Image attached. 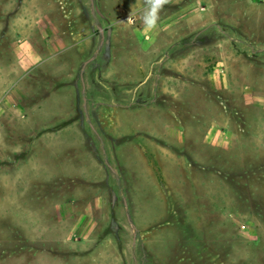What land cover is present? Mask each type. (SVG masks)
Returning a JSON list of instances; mask_svg holds the SVG:
<instances>
[{
    "label": "rangeland",
    "instance_id": "1",
    "mask_svg": "<svg viewBox=\"0 0 264 264\" xmlns=\"http://www.w3.org/2000/svg\"><path fill=\"white\" fill-rule=\"evenodd\" d=\"M143 7L0 0V264H264V0Z\"/></svg>",
    "mask_w": 264,
    "mask_h": 264
},
{
    "label": "crops",
    "instance_id": "2",
    "mask_svg": "<svg viewBox=\"0 0 264 264\" xmlns=\"http://www.w3.org/2000/svg\"><path fill=\"white\" fill-rule=\"evenodd\" d=\"M20 212H19V207L16 209V213H12L11 217L9 218L11 220L12 224L17 223L18 227L20 224ZM38 217V222H37V218ZM4 221V218H2ZM28 220L30 221L31 224H34V226L29 229V231H27V233H23L24 236H30L31 238H33V240H37L40 239L43 235L45 236L48 226L47 224H49V220H46V212L42 213V214H37L36 216V212L35 213H31L30 214V218H28ZM5 223V222H4ZM12 227L14 225H11ZM20 232L18 230L17 234L14 236H10V237H5L3 238L1 241L4 240H14V239H18L20 237ZM4 234V233H2ZM5 236H8V233L5 232L4 234ZM3 235V236H4ZM82 246L81 244H79V247ZM92 247H95V245L93 244ZM84 249V248H83ZM96 250V249H95ZM97 254H101L99 255V257L96 259V255L95 253H92V257H89L88 255L86 257H83L81 259V264H98L99 262H102L100 264H104L107 262L108 257H104V255L109 256V255H113L115 254V250H116V245L113 241V239L108 238L105 242H103L102 244H100L97 247ZM109 264V263H107Z\"/></svg>",
    "mask_w": 264,
    "mask_h": 264
},
{
    "label": "clouds",
    "instance_id": "3",
    "mask_svg": "<svg viewBox=\"0 0 264 264\" xmlns=\"http://www.w3.org/2000/svg\"><path fill=\"white\" fill-rule=\"evenodd\" d=\"M171 0H144V7L140 10V20L142 21V26L144 31L151 32L156 29L158 21L160 19V12L168 5ZM136 19V13L130 12L126 22L121 21V23L134 24ZM33 66L39 63V56L32 53ZM27 71V67L25 68ZM264 102V101H262Z\"/></svg>",
    "mask_w": 264,
    "mask_h": 264
}]
</instances>
